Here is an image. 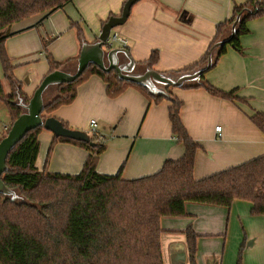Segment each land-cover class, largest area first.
I'll use <instances>...</instances> for the list:
<instances>
[{"label":"crops","instance_id":"crops-1","mask_svg":"<svg viewBox=\"0 0 264 264\" xmlns=\"http://www.w3.org/2000/svg\"><path fill=\"white\" fill-rule=\"evenodd\" d=\"M125 1L72 0L60 10L14 24L6 48L23 94L32 98L49 74L48 55L59 62L80 56L82 47L73 24L82 27L85 43L92 44L104 23L121 15ZM246 2L141 0L133 6L126 24L116 31L128 40L127 50L136 65L135 72L151 69L179 75L201 60L216 36L217 26L232 17L235 6ZM247 28L249 33L240 40L242 50L229 46L204 76L215 88L226 93L236 91L237 97L247 101L220 98L203 87L170 88L182 103L180 118L184 128L201 146L195 160L197 180L264 155V133L251 121L255 112H264V17L249 21ZM153 52L158 54L157 63L152 68L142 65ZM119 60L120 64L127 62L123 55H119ZM3 85L7 93L4 82ZM8 90L12 92L9 84ZM171 106V100L153 102L132 86L111 98L107 84L92 76L78 87L74 102L55 110L52 116L70 129L88 134L90 122L96 120L98 131L107 138L97 172L121 174L123 179L134 180L153 175L165 162L183 157L184 144L173 134ZM9 118L0 140L12 126L10 115ZM217 127L222 128L221 132L216 131ZM52 140L53 134L47 130L39 135V170L45 166ZM88 155L78 145L58 143L48 169L77 175ZM251 210L252 204L247 201H235L230 209L188 203L185 217L163 218L164 264H191L192 258L195 264H238L240 258L241 264H264V216H253ZM188 230L197 235L193 257Z\"/></svg>","mask_w":264,"mask_h":264},{"label":"trees","instance_id":"trees-1","mask_svg":"<svg viewBox=\"0 0 264 264\" xmlns=\"http://www.w3.org/2000/svg\"><path fill=\"white\" fill-rule=\"evenodd\" d=\"M71 1L0 0V102L6 106L12 125L23 112L16 104L18 95L25 102L31 98L23 94L22 84L14 74L13 59L7 52L6 42L12 35L11 28L33 16L60 10ZM239 15L242 17L234 39L213 52L211 69L229 46L242 50L240 40L249 33L247 23L264 17V0H247L244 5L235 6L232 17L217 26L216 36L205 55L184 72L206 65L215 44L230 36ZM73 28L82 47L87 42L84 31L76 23ZM79 57L59 62L48 55L49 74L58 70L74 72ZM157 61L158 54L153 52L142 65L152 68ZM207 72L199 82L186 87H203L220 98L247 101L237 97L236 91L226 93L212 86L204 77ZM92 76H98L107 84V94L111 98L132 86L153 102L171 100L169 117L173 134L183 142L185 153L177 161L165 162L153 175L126 180L121 174L97 172L98 159L107 148V138L100 132L97 135L89 132L94 146L53 134L45 166L39 170V135L45 129L40 127L28 132L10 152L8 170L2 176L4 184L19 192L23 200L13 202L10 197L0 194V264H164L161 220L185 217L188 203L230 209L235 201H247L252 204L253 216H264V155L204 179H195V160L201 146L184 128L180 118L182 103L170 89L169 98L154 96L141 85L120 80L115 71L106 73L90 66L74 82L49 89L44 96L43 118L53 117L55 110L72 104L78 87ZM3 82L9 84L10 95L5 92ZM52 91L55 94L48 97ZM251 121L264 133V112H255ZM63 125L69 128L65 123ZM58 143L78 145L89 152L79 174L49 171L50 158ZM186 234L193 257L197 235L192 230ZM241 263L240 258L238 264ZM191 264H195L194 258Z\"/></svg>","mask_w":264,"mask_h":264},{"label":"water","instance_id":"water-1","mask_svg":"<svg viewBox=\"0 0 264 264\" xmlns=\"http://www.w3.org/2000/svg\"><path fill=\"white\" fill-rule=\"evenodd\" d=\"M139 1L141 0H128L121 15L111 17L103 26L102 32L96 42L92 44H83L74 72H66L62 70L55 71L44 78L35 94L28 102H25L24 99L18 97L16 104L23 109V112L13 123L5 138L0 142V194L10 197L13 202L19 200L17 192L4 184L2 176L8 170L7 159L10 152L28 132L43 127L56 137L86 142L94 146V143L91 142V138L87 132L66 128L60 120H57L54 117L47 119L43 118L45 110L44 96L50 88L74 82L90 66H96L106 73L115 71L120 80L141 85L147 88V90L154 96H164L169 98L167 91L168 87L183 88L190 84L197 83L201 80L202 75L205 72L211 70L213 67V52L218 48L229 44L234 39L237 26L242 17V15H239L236 18L232 25L230 36L215 44L205 66L179 75L161 74L151 69H147L144 73H137L135 72L136 65L131 59L127 48L108 49L105 43L109 39L113 30L126 24L133 6ZM119 55L125 56L127 60L125 64L119 63Z\"/></svg>","mask_w":264,"mask_h":264},{"label":"built area","instance_id":"built-area-1","mask_svg":"<svg viewBox=\"0 0 264 264\" xmlns=\"http://www.w3.org/2000/svg\"><path fill=\"white\" fill-rule=\"evenodd\" d=\"M117 44L121 48H127L128 47V40L126 38H123L117 31L113 30L110 34L109 39L105 43L106 47L108 49L115 48L114 45ZM222 128L217 127L216 131L221 132ZM90 133L97 135L99 133L98 131V123L96 120H92L90 122Z\"/></svg>","mask_w":264,"mask_h":264},{"label":"rangeland","instance_id":"rangeland-1","mask_svg":"<svg viewBox=\"0 0 264 264\" xmlns=\"http://www.w3.org/2000/svg\"><path fill=\"white\" fill-rule=\"evenodd\" d=\"M121 27V26H120ZM119 28V27H118ZM116 28L115 31L118 29ZM122 36V35H121ZM119 45L115 44L114 47H118ZM6 88H7V93H10L9 90H8V83L7 82H4ZM52 94H55L54 91L50 92V94L48 95L49 96H52ZM10 123V118H9V115L6 111V108L5 106L0 103V137H1V133L3 131V127L4 125ZM7 135V134H6ZM5 138V137H4ZM17 194L19 195V200H23V197L20 195L19 192H17Z\"/></svg>","mask_w":264,"mask_h":264},{"label":"flooded vegetation","instance_id":"flooded-vegetation-1","mask_svg":"<svg viewBox=\"0 0 264 264\" xmlns=\"http://www.w3.org/2000/svg\"><path fill=\"white\" fill-rule=\"evenodd\" d=\"M170 88H173V87H168L167 90H169Z\"/></svg>","mask_w":264,"mask_h":264}]
</instances>
